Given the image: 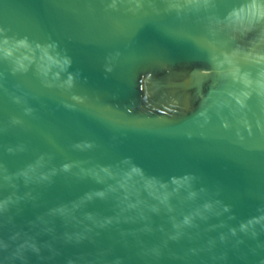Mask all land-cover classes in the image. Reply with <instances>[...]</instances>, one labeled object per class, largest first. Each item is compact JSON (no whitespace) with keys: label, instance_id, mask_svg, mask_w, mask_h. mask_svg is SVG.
<instances>
[{"label":"water","instance_id":"95a60500","mask_svg":"<svg viewBox=\"0 0 264 264\" xmlns=\"http://www.w3.org/2000/svg\"><path fill=\"white\" fill-rule=\"evenodd\" d=\"M0 264H264V0H0Z\"/></svg>","mask_w":264,"mask_h":264}]
</instances>
